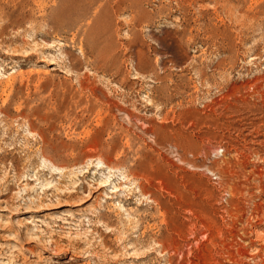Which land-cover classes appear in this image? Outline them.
Here are the masks:
<instances>
[{
  "label": "rangeland",
  "instance_id": "rangeland-1",
  "mask_svg": "<svg viewBox=\"0 0 264 264\" xmlns=\"http://www.w3.org/2000/svg\"><path fill=\"white\" fill-rule=\"evenodd\" d=\"M175 263L264 264V0H0V264Z\"/></svg>",
  "mask_w": 264,
  "mask_h": 264
},
{
  "label": "bare ground",
  "instance_id": "bare-ground-1",
  "mask_svg": "<svg viewBox=\"0 0 264 264\" xmlns=\"http://www.w3.org/2000/svg\"><path fill=\"white\" fill-rule=\"evenodd\" d=\"M39 1V0H38ZM41 2H43L44 0H40ZM34 2V1H33ZM38 4V3H37ZM40 4V3H39ZM46 4V3H45ZM35 5V4H34ZM37 8V7H36ZM40 8V7H39ZM44 8V7H43ZM38 9V8H37ZM42 15H44L43 14V12H42ZM46 15V14H45ZM14 20V19H13ZM9 25V24H8ZM22 30V29H21ZM7 53V52H6ZM8 55V54H7ZM13 73V72H12ZM255 82V81H254ZM253 90V89H252ZM254 96V95H253ZM255 155V154H254ZM257 158V157H256ZM261 159V158H260ZM247 160H248V158H247ZM255 162V161H254ZM261 164V163H260ZM253 165V164H252ZM257 171H259V169L257 170ZM249 173V172H248ZM246 174V173H245ZM256 177V176H255ZM258 185V184H257ZM116 190L115 191H121V189L119 188V189H117L116 188V186L114 187ZM241 190V189H240ZM114 191V192H115ZM130 191V190H129ZM143 189L141 190V192L143 193ZM145 192V191H144ZM106 198H109V196H105ZM129 199V198H128ZM150 199V198H149ZM254 211V210H253ZM255 217V216H254ZM189 218V217H188ZM188 220V219H187ZM259 221V220H258ZM255 224V223H254ZM190 225V224H189ZM259 239H261V238H259ZM259 241V240H258ZM45 242V241H44ZM46 243V242H45ZM189 243V242H188ZM260 243V242H259ZM182 244V243H181ZM223 244V243H222ZM184 245V244H183ZM234 245V244H233ZM237 247V246H236ZM164 250V249H163ZM86 253V252H85ZM233 253V252H232ZM231 254V253H230ZM190 255V254H189ZM74 256V255H73ZM186 259V258H185ZM261 261H263V260H261ZM169 262V261H168ZM210 263V262H209ZM261 263V262H260ZM176 264V263H175ZM214 264V263H213Z\"/></svg>",
  "mask_w": 264,
  "mask_h": 264
}]
</instances>
